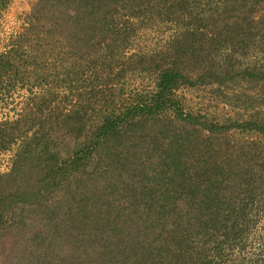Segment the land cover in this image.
I'll use <instances>...</instances> for the list:
<instances>
[{
  "label": "trees",
  "instance_id": "1",
  "mask_svg": "<svg viewBox=\"0 0 264 264\" xmlns=\"http://www.w3.org/2000/svg\"><path fill=\"white\" fill-rule=\"evenodd\" d=\"M152 17L176 26L166 48L127 54L131 27ZM27 21L0 53V83L31 73L42 91L17 119L0 121V151L19 143L0 174V228L16 210L29 213L43 224L44 253L53 240L66 264H209L210 253L211 264H258L248 248L264 215L253 204L264 199V146L253 141L244 159L243 146L221 138L264 134V113L209 121L187 111L178 91L238 79L264 88V61L244 63L264 53V0H39ZM73 32L97 73L122 58L151 71L154 87L118 106L108 84L75 94L66 64ZM51 35L60 45L50 46ZM52 49L56 63L42 65ZM135 136L161 145V171L149 181L126 176Z\"/></svg>",
  "mask_w": 264,
  "mask_h": 264
},
{
  "label": "rangeland",
  "instance_id": "2",
  "mask_svg": "<svg viewBox=\"0 0 264 264\" xmlns=\"http://www.w3.org/2000/svg\"><path fill=\"white\" fill-rule=\"evenodd\" d=\"M38 1L0 0V53L13 46L20 34L29 25L28 14ZM194 4L199 6L200 2ZM203 8H206L205 3ZM145 20L143 23L131 27V30L136 31V34L129 38L127 54L137 50L150 53L162 50L166 48L171 36L176 32V26L174 27L156 17ZM184 25L186 26L185 22ZM181 27L184 26L181 25ZM75 33L70 35L71 41L68 39L70 46L66 57L71 80L68 84L75 94L85 91L94 83L103 88L108 84L107 87L111 89L113 95L109 101H114L113 104L118 106L120 100L130 98L137 92L151 90L154 87L155 75L151 71L137 70L132 62L122 58L117 59L110 67L104 66V70L99 69L97 73L96 68L82 58L83 38L81 40L80 33L78 36ZM81 36L83 37V35ZM51 38L50 46L60 45L58 41L55 44V35H51ZM57 51V49H52V54H48V60L40 61L42 65L52 63L53 66L57 61L54 52ZM74 53L76 54L74 55ZM252 53L254 56L244 59L245 64L253 61L254 58L260 62L264 61L262 60L264 53H260V49H257L256 52L252 51ZM51 73V71L47 73L49 78H51ZM35 76L31 73H24L20 79H15L11 83L6 81L7 78L2 79V83H0V121L17 119L28 103H31V97L42 91L39 85L36 86L38 81H35ZM30 77L32 79L29 80ZM235 81L225 85L209 83L184 86L179 89L178 93L182 97L183 105L187 111L205 116L206 120L209 121L225 123L227 120L233 122L253 118L257 115L262 116L264 113V88L262 89L259 83L249 84L239 79ZM45 88L47 87L45 86ZM62 92L67 93L68 90H62ZM169 137L171 136L165 138L166 143H169L172 138ZM137 138L138 136H135V140L130 139L132 140L130 144L134 143V149L126 154L131 158L128 167L134 172L126 176L136 175L140 181L139 177L144 175L143 179L149 181L153 175H158L161 171V167L157 163L162 154L161 145L155 144L153 141L150 142L151 137L142 138L143 141L139 140L137 144ZM253 141L257 146H264V134L233 131L221 138V142L225 144L237 143L238 146H243L239 155L243 156L244 159L253 156ZM165 144L163 143L162 150L165 148ZM18 147L19 143H15L8 149L0 151V174H5L11 169ZM135 153L138 156L134 158L131 155ZM210 175L211 173H208V176ZM253 204L255 207H262L264 206V199L260 197ZM20 211L16 210V216L12 218V221L4 228H0V264H66V261L63 262L62 260L66 257L65 253H60L58 256L52 253L55 247L53 240L49 241L52 243L47 248L50 250V255L44 253V247L39 245L40 241L45 240V237L39 234L43 224L35 226L33 221L26 217L29 213L24 212V215H20ZM257 221L258 226L251 231V236L256 239L254 238L248 250L250 258H259L258 264H264V215L257 218ZM49 239L47 238V240ZM209 264H211V253Z\"/></svg>",
  "mask_w": 264,
  "mask_h": 264
}]
</instances>
